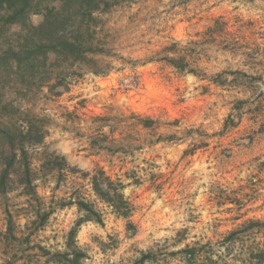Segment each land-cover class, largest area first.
<instances>
[{
    "label": "clouds",
    "instance_id": "9594fccd",
    "mask_svg": "<svg viewBox=\"0 0 264 264\" xmlns=\"http://www.w3.org/2000/svg\"><path fill=\"white\" fill-rule=\"evenodd\" d=\"M0 264H264V0L0 24Z\"/></svg>",
    "mask_w": 264,
    "mask_h": 264
},
{
    "label": "trees",
    "instance_id": "16d2710c",
    "mask_svg": "<svg viewBox=\"0 0 264 264\" xmlns=\"http://www.w3.org/2000/svg\"><path fill=\"white\" fill-rule=\"evenodd\" d=\"M34 0H0V24L10 23L13 21L23 20L27 12L33 7ZM55 21H53V26ZM46 33H42V39ZM47 46L40 45L33 51L25 53L22 62L28 64L33 62L38 55L43 54ZM67 47V45H60Z\"/></svg>",
    "mask_w": 264,
    "mask_h": 264
}]
</instances>
